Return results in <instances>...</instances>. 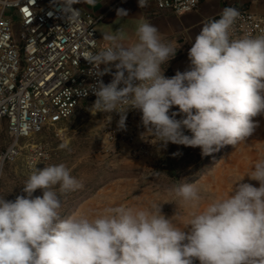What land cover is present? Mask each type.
Instances as JSON below:
<instances>
[{"label":"clouds","instance_id":"1","mask_svg":"<svg viewBox=\"0 0 264 264\" xmlns=\"http://www.w3.org/2000/svg\"><path fill=\"white\" fill-rule=\"evenodd\" d=\"M81 2L96 0H59L67 20L78 15L73 5ZM138 5L147 7V0ZM127 15L117 9L118 18ZM240 15L226 7L219 19L206 23L192 41L188 68L172 77L163 66L177 49L151 23L138 25L132 44L123 42L120 29L103 33L108 46L84 57L93 65L90 75H112L111 82L97 79L88 87L96 97L92 113H117V128L125 130L127 113L137 110L142 138L148 133L162 148L199 147L203 156L246 143L258 126L253 118L264 114V35L234 38L231 29ZM174 107L178 110L171 111ZM30 167L23 194L0 198V264H264V160L245 175L258 187L243 182L244 176L226 196L192 213L183 228L155 202L61 218L60 197L82 185L64 163ZM38 189L42 196L33 195ZM173 191L199 207L194 183Z\"/></svg>","mask_w":264,"mask_h":264},{"label":"rangeland","instance_id":"2","mask_svg":"<svg viewBox=\"0 0 264 264\" xmlns=\"http://www.w3.org/2000/svg\"><path fill=\"white\" fill-rule=\"evenodd\" d=\"M97 26L98 29L107 27L105 22ZM121 31L127 39L128 34ZM177 110L174 107L171 111ZM253 120L258 126L246 143L226 145L209 156H203L199 147L173 143L166 148L154 144L143 153L120 135L114 139V132L101 116L82 108L70 120L46 126L24 141L26 148L22 155L7 162L1 171L0 198L14 200L23 194L22 187L32 171L30 165L37 164V168L42 169L45 165L64 163L82 187L60 197L61 218L78 213L99 214L105 208L121 205L146 208L155 202L162 204L166 217H173L174 224L183 228L192 213L226 196L235 181L249 174L258 161L264 160V114ZM184 134L191 135L186 129ZM9 143L10 137L4 130L0 135V151ZM37 144H44L49 159L35 157V163L30 164L28 157L32 145ZM62 144L67 147L61 148ZM169 169L175 170L174 177L169 176ZM243 182L259 186L247 176ZM185 183H194L199 189L198 208L175 196L174 188ZM33 195L42 196V191L38 189Z\"/></svg>","mask_w":264,"mask_h":264},{"label":"built area","instance_id":"3","mask_svg":"<svg viewBox=\"0 0 264 264\" xmlns=\"http://www.w3.org/2000/svg\"><path fill=\"white\" fill-rule=\"evenodd\" d=\"M201 4L202 0H147L143 9L183 15L198 10ZM227 7L237 8L241 14L231 29L234 38L264 35V14L247 7ZM99 20L80 10L67 20L59 0H0V135L6 130L10 137L9 145L0 151V174L7 162L22 155L24 141L46 126L70 120L82 108L91 110L96 97L88 87L97 79L111 82V74L90 75L93 65L84 59L86 53L107 47L97 32ZM164 75L171 77L165 69ZM95 114L114 132V139L120 135L143 153L154 145L150 134L142 138L145 128L139 111L127 113L122 132L117 128V113ZM49 156L44 144L32 145L28 162L34 164L35 157L47 160Z\"/></svg>","mask_w":264,"mask_h":264},{"label":"crops","instance_id":"4","mask_svg":"<svg viewBox=\"0 0 264 264\" xmlns=\"http://www.w3.org/2000/svg\"><path fill=\"white\" fill-rule=\"evenodd\" d=\"M228 5L247 7L264 14V0H202L198 10L183 15L160 12L155 9L148 12L139 7L138 0L134 2L131 0H96L94 5L85 2L75 4L83 15L100 17L99 22L106 23L107 27L101 26L98 29L97 26V32L103 45L108 46V42L102 39L103 33L123 30L129 36L123 42L132 44L137 41L136 29L139 24L149 22L154 25L158 29L160 39L177 49L174 58L163 66L171 77L178 70L182 72L188 68L190 63L188 51L195 36L206 23L220 15ZM117 9L126 10L128 15L118 18ZM119 20L121 24L118 23Z\"/></svg>","mask_w":264,"mask_h":264},{"label":"trees","instance_id":"5","mask_svg":"<svg viewBox=\"0 0 264 264\" xmlns=\"http://www.w3.org/2000/svg\"><path fill=\"white\" fill-rule=\"evenodd\" d=\"M168 172H169V176L174 177L175 170H173V169H169Z\"/></svg>","mask_w":264,"mask_h":264}]
</instances>
